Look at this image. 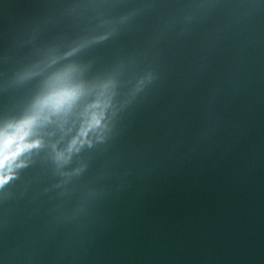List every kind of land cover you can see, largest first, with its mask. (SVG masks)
<instances>
[{
  "label": "water",
  "instance_id": "1",
  "mask_svg": "<svg viewBox=\"0 0 264 264\" xmlns=\"http://www.w3.org/2000/svg\"><path fill=\"white\" fill-rule=\"evenodd\" d=\"M62 87L0 264H264V0H0V129Z\"/></svg>",
  "mask_w": 264,
  "mask_h": 264
},
{
  "label": "clouds",
  "instance_id": "2",
  "mask_svg": "<svg viewBox=\"0 0 264 264\" xmlns=\"http://www.w3.org/2000/svg\"><path fill=\"white\" fill-rule=\"evenodd\" d=\"M80 92L79 87H62L50 92L37 102L36 110L32 114L0 129V186L12 175L10 169L5 171L6 165H10L21 153L39 145V140H32L29 137L41 119L43 110L50 108L52 111H58L69 105ZM99 122V118L93 115L89 127Z\"/></svg>",
  "mask_w": 264,
  "mask_h": 264
}]
</instances>
